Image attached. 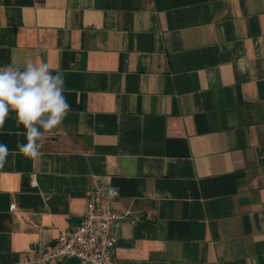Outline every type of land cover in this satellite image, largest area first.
I'll return each mask as SVG.
<instances>
[{
  "label": "crops",
  "instance_id": "1",
  "mask_svg": "<svg viewBox=\"0 0 264 264\" xmlns=\"http://www.w3.org/2000/svg\"><path fill=\"white\" fill-rule=\"evenodd\" d=\"M13 59L58 68L71 112L0 169V264H37L94 182L136 216L115 264H264V0H0Z\"/></svg>",
  "mask_w": 264,
  "mask_h": 264
},
{
  "label": "clouds",
  "instance_id": "2",
  "mask_svg": "<svg viewBox=\"0 0 264 264\" xmlns=\"http://www.w3.org/2000/svg\"><path fill=\"white\" fill-rule=\"evenodd\" d=\"M64 85L63 73L58 68H50L46 62L29 59L20 63L13 59L0 66V129L4 128L9 112H15L17 124L24 129L16 135L26 139V142L17 140L18 151H11L7 144L0 143V169L10 155L38 158L46 134L62 129L71 112ZM116 194L115 189H108L109 197Z\"/></svg>",
  "mask_w": 264,
  "mask_h": 264
},
{
  "label": "built area",
  "instance_id": "3",
  "mask_svg": "<svg viewBox=\"0 0 264 264\" xmlns=\"http://www.w3.org/2000/svg\"><path fill=\"white\" fill-rule=\"evenodd\" d=\"M108 189H115L116 195L109 197ZM118 189L94 182L85 192L84 211L79 222L61 229L57 237L42 248L37 264H59L62 259L76 257L79 264H115V229L125 219L136 220L129 211L117 212L114 203ZM11 203L9 209L15 210ZM30 260L24 259V263Z\"/></svg>",
  "mask_w": 264,
  "mask_h": 264
}]
</instances>
